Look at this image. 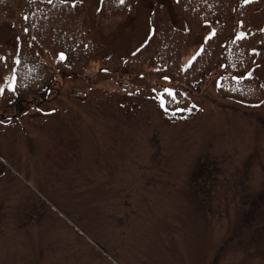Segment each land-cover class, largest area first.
Wrapping results in <instances>:
<instances>
[{"label":"rangeland","instance_id":"1","mask_svg":"<svg viewBox=\"0 0 264 264\" xmlns=\"http://www.w3.org/2000/svg\"><path fill=\"white\" fill-rule=\"evenodd\" d=\"M64 1L90 23L102 3ZM154 4L136 0L43 97L3 100L12 70L0 80V264H264V93L222 95L219 68L188 107L165 109L161 92L176 84L121 63L147 41ZM247 20L262 30L264 0ZM213 32L193 35L183 67ZM18 41L0 20V46ZM248 75L264 92V57Z\"/></svg>","mask_w":264,"mask_h":264},{"label":"trees","instance_id":"2","mask_svg":"<svg viewBox=\"0 0 264 264\" xmlns=\"http://www.w3.org/2000/svg\"><path fill=\"white\" fill-rule=\"evenodd\" d=\"M153 1L147 41L121 60L123 69L128 66L146 75H163L175 83V88L161 93L166 109L170 103L181 106L179 110L188 107V93L219 68L217 89L222 95L259 102L263 89L248 71L264 57L254 46L257 38L264 39V26L259 33L253 31L247 15L261 0H171L172 9L169 0ZM135 2L102 0L95 23H90L79 1L0 0V20L11 21L19 40L14 53L0 46V80L8 70L15 77L14 90H4L3 100L17 103L37 95L43 97L59 77L82 69L88 58L100 51L99 34H107ZM173 13L179 15L184 29L176 26ZM204 26H212L214 35L203 41L191 65L182 67L184 50ZM238 29L246 35L238 38Z\"/></svg>","mask_w":264,"mask_h":264},{"label":"snow or ice","instance_id":"3","mask_svg":"<svg viewBox=\"0 0 264 264\" xmlns=\"http://www.w3.org/2000/svg\"><path fill=\"white\" fill-rule=\"evenodd\" d=\"M248 2H250V0H245V3H248ZM120 3L123 4V3H124V0H120ZM213 35H214V33H213ZM242 36H243V33L240 34V37H242ZM240 37H238V38H240ZM209 38H210V37H209ZM197 54H198V53H197ZM60 58H61V60L64 59V55H63V53H61ZM193 59H195V56L193 57ZM17 63H18V61H17ZM190 65H191V61H189V66H190ZM8 79H10L11 81H14L15 77H14V75H13V77L8 78ZM166 79H167V78H166ZM9 90H14V83H10V84H9ZM2 91H3V89H0V92H2Z\"/></svg>","mask_w":264,"mask_h":264}]
</instances>
